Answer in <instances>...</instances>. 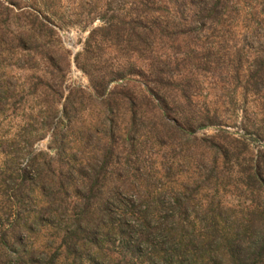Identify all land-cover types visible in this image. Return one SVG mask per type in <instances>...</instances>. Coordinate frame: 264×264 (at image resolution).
Here are the masks:
<instances>
[{
	"label": "rangeland",
	"instance_id": "1",
	"mask_svg": "<svg viewBox=\"0 0 264 264\" xmlns=\"http://www.w3.org/2000/svg\"><path fill=\"white\" fill-rule=\"evenodd\" d=\"M116 1L129 6V0ZM229 1L240 8L227 9L222 26L212 21L198 29L190 5H181L180 17L170 5L160 11L174 27L153 55L154 64L171 78L156 89L168 102L161 109L141 78L127 71L129 64L135 71L148 64L149 54L139 40L94 46L79 58L93 78L126 74L109 82L103 97L94 94L87 74L76 65L89 31L102 25L97 16L104 0H0V41L8 43L0 45V97L11 96L12 90L15 99L23 100L63 94L72 107V123L59 114L48 127L34 120L24 126L21 111L0 115V142L12 140L0 144V150L7 146L17 157L12 170L26 169L40 153L52 158L64 147L86 166L85 178L93 170L101 172L99 191L107 194L113 184L134 174L137 162L151 179L148 186L118 193L159 197L149 204L152 210H186L191 218L178 221L183 225L203 223L201 218L212 214H222L224 220L214 221L219 224H244L246 211H262L263 189L252 175L259 173L264 180V0ZM249 7L259 18L244 11ZM18 33L32 37L22 39L29 50L10 43ZM137 49L138 55L132 51ZM254 62L263 78L256 86L248 73ZM110 146L117 152L101 170ZM6 176L0 170V181ZM51 240L41 232L32 242Z\"/></svg>",
	"mask_w": 264,
	"mask_h": 264
},
{
	"label": "trees",
	"instance_id": "2",
	"mask_svg": "<svg viewBox=\"0 0 264 264\" xmlns=\"http://www.w3.org/2000/svg\"><path fill=\"white\" fill-rule=\"evenodd\" d=\"M169 1L171 4L166 0H129L126 9L124 3L104 0V9L97 16L102 25L89 31L82 53L75 58L78 68L87 74L94 94L105 96L109 82L125 79L126 74L117 71L109 79L93 78L79 58L92 52L94 46L118 45L133 37L140 45L144 43L148 64L136 71L133 64L124 67L129 75L140 77L151 98L166 109V98L156 91L170 83L171 78H166L164 69L154 64L153 57L165 34L174 29L160 14L164 5H170L179 17L181 5H190L189 13L199 19L198 29L212 21L222 26L227 9L240 8V3L228 0ZM247 9L252 18H259L254 7L244 11ZM4 26L9 30L8 24ZM253 32L255 35L257 29ZM24 38L32 40L26 33H18L10 43L29 50L22 42ZM0 45L8 43L0 41ZM132 51L137 55L141 52ZM248 73L252 86L263 81L262 70L255 62ZM35 96L31 100L15 99L12 90L11 96L0 97V115L21 111L20 121L27 127L33 120L48 127L59 114L65 123H72L68 97L62 94L46 100ZM11 141L5 138L0 144ZM116 152L114 146L107 149L103 158L106 164L101 170L110 166L108 157ZM56 156L40 153L32 156L26 169L12 170L17 157L7 146L1 148L0 170L8 176L0 181V264H264V207L262 211H246L244 224H219L214 221L224 220L222 214H212L204 217V221L201 218L203 223L183 225L178 221L191 218L186 210H152L149 204L159 202V197L151 198L140 192L129 197L118 193L121 188L139 191L143 185L148 186L151 179L136 166L137 162L128 181L113 184L107 194L99 191L103 182L101 172L93 170L85 178L82 173L86 166L64 147L59 148ZM259 176L255 172L252 178L260 180L264 193V180ZM208 219L210 222H206ZM41 232L48 233L52 240L35 245L34 236Z\"/></svg>",
	"mask_w": 264,
	"mask_h": 264
}]
</instances>
